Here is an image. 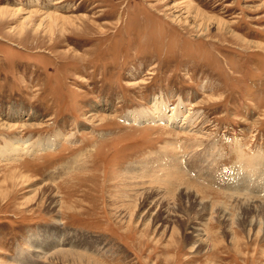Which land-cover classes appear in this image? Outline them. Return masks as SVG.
<instances>
[{
    "label": "rangeland",
    "instance_id": "374dc122",
    "mask_svg": "<svg viewBox=\"0 0 264 264\" xmlns=\"http://www.w3.org/2000/svg\"><path fill=\"white\" fill-rule=\"evenodd\" d=\"M0 264H264V0H0Z\"/></svg>",
    "mask_w": 264,
    "mask_h": 264
},
{
    "label": "bare ground",
    "instance_id": "6f19581e",
    "mask_svg": "<svg viewBox=\"0 0 264 264\" xmlns=\"http://www.w3.org/2000/svg\"><path fill=\"white\" fill-rule=\"evenodd\" d=\"M33 13V12H32ZM35 14V13H34ZM36 14H41L40 12H36ZM35 14V15H36ZM54 15H58V14H47V17H51ZM62 17V16H59ZM181 106V105H180ZM155 111L153 112H149V111H143L140 112L139 114H134V116H132L130 119L128 118V121L131 122H135L138 124H144L146 122H154V123H168V124H174L175 121H177V119H180L181 117H183L184 112L183 111H178V107H176L174 110V114H172L171 116H167V114L165 113V109L163 107H160L158 105H155ZM132 115V114H131ZM180 116V117H179ZM182 121V120H181ZM19 142V141H18ZM25 143H20L19 145H17V147H13L11 149V151H13V156H11V159H22L25 155L29 154L30 152H33L31 149H35L36 151H42L44 149H51L55 146V142H50V143H45L46 145H42V146H38L35 148H29V146L24 145ZM184 147V146H183ZM181 152V151H180ZM11 154V155H12ZM9 158V159H10ZM203 158V157H202ZM176 162V160H175ZM181 166V165H180ZM143 168V167H142ZM144 169V168H143ZM56 234V233H55ZM55 234L53 236H55ZM57 235V234H56ZM55 238V237H54ZM59 238V237H58ZM60 242V238L58 239V244L56 246H60L59 244ZM54 248V247H53ZM56 248V247H55ZM42 251V250H41ZM62 253V252H60ZM64 254V253H63ZM62 254V255H63ZM38 256V255H37ZM54 256V255H53ZM67 256V255H66ZM70 258V257H69ZM77 258V257H76ZM72 260V259H71ZM82 260V259H81ZM77 262V261H76Z\"/></svg>",
    "mask_w": 264,
    "mask_h": 264
}]
</instances>
